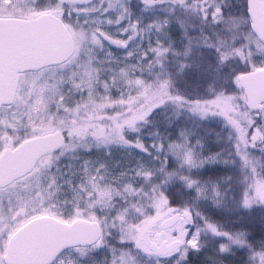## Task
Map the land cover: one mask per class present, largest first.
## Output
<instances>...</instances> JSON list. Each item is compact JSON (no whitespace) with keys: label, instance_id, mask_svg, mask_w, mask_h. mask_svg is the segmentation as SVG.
<instances>
[{"label":"snow or ice","instance_id":"1","mask_svg":"<svg viewBox=\"0 0 264 264\" xmlns=\"http://www.w3.org/2000/svg\"><path fill=\"white\" fill-rule=\"evenodd\" d=\"M201 253L264 264V0H0V264Z\"/></svg>","mask_w":264,"mask_h":264},{"label":"rangeland","instance_id":"2","mask_svg":"<svg viewBox=\"0 0 264 264\" xmlns=\"http://www.w3.org/2000/svg\"><path fill=\"white\" fill-rule=\"evenodd\" d=\"M237 1H240V0H230V2L232 3H236ZM261 215V213H258L257 212V215ZM191 261H192V264H209L208 261L205 260V257H204V254L201 253L200 255H193L190 257Z\"/></svg>","mask_w":264,"mask_h":264},{"label":"trees","instance_id":"3","mask_svg":"<svg viewBox=\"0 0 264 264\" xmlns=\"http://www.w3.org/2000/svg\"><path fill=\"white\" fill-rule=\"evenodd\" d=\"M240 1H237L236 3H239ZM259 213V212H258ZM249 222L252 226L259 228L261 226V215H257V212L253 214L251 218H249ZM231 226V225H229Z\"/></svg>","mask_w":264,"mask_h":264}]
</instances>
